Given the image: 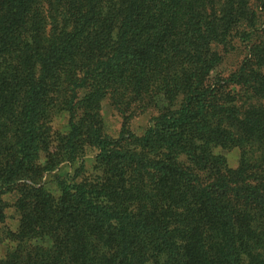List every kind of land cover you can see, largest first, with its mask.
Returning <instances> with one entry per match:
<instances>
[{"label":"trees","instance_id":"obj_1","mask_svg":"<svg viewBox=\"0 0 264 264\" xmlns=\"http://www.w3.org/2000/svg\"><path fill=\"white\" fill-rule=\"evenodd\" d=\"M263 20L264 0H0V224L12 196L19 216L0 264H47L26 257L25 215L49 222L48 264L84 242L101 264H264ZM54 97L67 123L45 147Z\"/></svg>","mask_w":264,"mask_h":264},{"label":"rangeland","instance_id":"obj_2","mask_svg":"<svg viewBox=\"0 0 264 264\" xmlns=\"http://www.w3.org/2000/svg\"><path fill=\"white\" fill-rule=\"evenodd\" d=\"M39 0H36L38 2ZM42 2V1H40ZM44 6L41 4V8L39 12L43 11ZM263 25H260V29H264V20L262 22ZM239 58V54L232 53L231 55H227L225 57V63L220 67L219 71L223 72L224 74L233 71L236 66L237 59ZM61 99L59 97L51 98V104L48 106V113L50 121L45 123L44 126V136H45V147H47L48 140L49 142L56 143L57 139L62 137L65 132V127L67 123V115L63 110L61 105ZM151 112H146L143 114L137 115L135 118L132 119L130 123L131 131L136 135H141L145 130L146 126L148 125V121L151 117ZM100 117H102L105 125V129L107 133L111 136H116L121 127V118L119 115L114 111V108L110 106L109 101H104L101 104L100 109ZM10 126V125H9ZM12 136L11 131L3 130L0 134V147L2 151V158L7 159L11 155L10 149V137ZM229 162L230 166H234L236 162V157L238 152L236 150L225 151L223 153ZM84 161L85 162V173L84 179L86 181L94 180L95 178L102 175V170L99 169V165L94 164V150L87 146L85 143L84 146V153H83ZM63 165V166H62ZM71 166L61 164V170L63 172H67V174H72V170L70 169ZM47 176V175H46ZM44 177L43 181H48L47 177ZM7 203L9 205L8 208V215L10 216L9 219L5 220V223L0 224V236L2 237L3 231H14L19 224V216L14 212L13 203H15L14 197H10L7 199ZM7 213V212H6ZM25 219L27 221H25ZM34 218L30 215H25L24 219H22V223L24 227H28L29 229H34L36 234L32 235L31 240H27V244L25 245V253L26 257H31L33 255L34 250H39L36 253L38 258H41L43 261H46L48 264V259L50 257L46 251L52 252L53 249V236L51 234H47L45 231V226L49 224V222L43 221V218H37V220H33ZM79 223L82 227H86L84 223V219L80 218ZM32 231V230H31ZM11 246L8 241L0 242V259L5 257L6 251L8 247ZM82 248L83 253H66L60 255L62 251H56L53 255L54 259L57 256L65 257L67 259V263H74V264H101L100 262L96 261L97 256H93L89 250L88 243L84 242L83 245H80ZM74 256L75 260L72 258ZM83 260V261H82ZM147 264H153L151 262H147Z\"/></svg>","mask_w":264,"mask_h":264}]
</instances>
